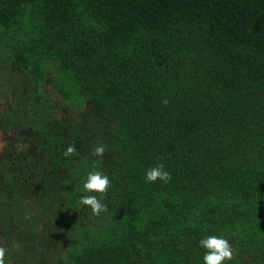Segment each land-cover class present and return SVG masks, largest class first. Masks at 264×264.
<instances>
[{
  "label": "trees",
  "instance_id": "obj_1",
  "mask_svg": "<svg viewBox=\"0 0 264 264\" xmlns=\"http://www.w3.org/2000/svg\"><path fill=\"white\" fill-rule=\"evenodd\" d=\"M0 135L5 264H264V0H0Z\"/></svg>",
  "mask_w": 264,
  "mask_h": 264
},
{
  "label": "clouds",
  "instance_id": "obj_2",
  "mask_svg": "<svg viewBox=\"0 0 264 264\" xmlns=\"http://www.w3.org/2000/svg\"><path fill=\"white\" fill-rule=\"evenodd\" d=\"M105 151L106 146L101 142L93 147L91 154L94 157L102 158ZM62 156L72 159L73 157H78L79 152L74 144H69L62 152ZM144 178L150 183H155L159 180L167 184L172 179V176L161 163L148 168ZM111 185L112 181L107 174L101 171H89L83 184V190L88 193H97L98 195L82 196L80 204L89 208L94 216L99 217L102 213L108 211L107 205L102 200ZM199 244L206 250L203 256L204 264H225L226 261H231L234 258L233 246L228 239L211 235L201 239ZM6 251L5 247L0 246V264H5Z\"/></svg>",
  "mask_w": 264,
  "mask_h": 264
},
{
  "label": "rangeland",
  "instance_id": "obj_3",
  "mask_svg": "<svg viewBox=\"0 0 264 264\" xmlns=\"http://www.w3.org/2000/svg\"><path fill=\"white\" fill-rule=\"evenodd\" d=\"M2 136L0 135V147L2 146Z\"/></svg>",
  "mask_w": 264,
  "mask_h": 264
}]
</instances>
